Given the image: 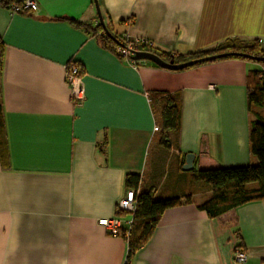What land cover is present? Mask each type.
I'll list each match as a JSON object with an SVG mask.
<instances>
[{"label": "crops", "instance_id": "0c3cea01", "mask_svg": "<svg viewBox=\"0 0 264 264\" xmlns=\"http://www.w3.org/2000/svg\"><path fill=\"white\" fill-rule=\"evenodd\" d=\"M36 1L38 11L24 14L0 4V264H125L127 240L97 221L118 216L127 226L116 209L128 174L157 199L192 200L164 212L129 264H237V248L247 255L242 264H264V201L210 218L198 208L210 185L192 172L257 164L246 76L264 65L231 58L184 70L133 66L69 21L95 27L98 6L112 34L174 55L232 39L264 47V0ZM69 61L81 69L82 104L65 81ZM153 91L181 97L179 139L173 144L167 132L169 148L154 130Z\"/></svg>", "mask_w": 264, "mask_h": 264}, {"label": "trees", "instance_id": "16d2710c", "mask_svg": "<svg viewBox=\"0 0 264 264\" xmlns=\"http://www.w3.org/2000/svg\"><path fill=\"white\" fill-rule=\"evenodd\" d=\"M13 0H2L4 5H8ZM70 23L77 27H85L93 32L98 42L104 47L117 54V49L121 46L127 47L133 44L132 40H127L120 34H112L113 40L105 33L102 25L98 23L95 27L89 23H83L69 19ZM109 27V26H107ZM108 30L111 32L112 27ZM139 51H151L158 54L166 61L174 58L175 62L197 59L213 54L237 52L244 53L253 57H264V47L258 39L252 41H241L232 39L217 45L216 47L185 55H174L172 53L160 52L152 46L132 45ZM142 49V50H141ZM241 59L255 64L264 65V61H258L247 57L231 55L222 59ZM195 64L197 66L207 62ZM4 45L0 40V76L3 69ZM192 67V66H190ZM187 67V68H190ZM183 68L180 70H184ZM246 96L248 110L250 115L249 142L251 153L257 158V164L242 167H219L202 169L192 172L198 180L204 181L210 185L211 196L198 208L205 211L210 218H216L222 214L234 210L239 206L251 202L264 201V71L261 69L250 70L246 76ZM149 101L157 119L162 134L161 141L167 148L171 146L170 142L177 144L181 129V97L179 94L170 95L160 91L149 93ZM5 128V118L3 107L0 103V130ZM167 132L171 133L172 139L168 140ZM250 183H258L257 186H249ZM140 184V176L128 174L126 176V188L137 189ZM137 210L129 230L128 237L123 234L122 237L127 240L128 254L125 264H129L132 257L150 240L155 228L158 226L164 212L170 208L191 203V197H171L166 199H157L153 196L151 190H142L137 197ZM240 246V245H239Z\"/></svg>", "mask_w": 264, "mask_h": 264}, {"label": "built area", "instance_id": "2783aa9c", "mask_svg": "<svg viewBox=\"0 0 264 264\" xmlns=\"http://www.w3.org/2000/svg\"><path fill=\"white\" fill-rule=\"evenodd\" d=\"M6 1V0H5ZM0 4L6 7L11 13L14 14H24L30 12H36L39 9L38 3L36 0H13L8 5H4L2 0ZM124 38L127 40H132L135 45H146L147 47L152 46L151 42L145 41L140 38L131 39L130 36L126 33ZM262 42V40H260ZM133 44H128L127 47H119L117 49V55L124 59L126 62L133 66H137L141 61L145 60H134L133 57L135 53L139 50L133 48ZM142 50V49H141ZM65 81L68 84L73 99L78 101L79 104H82L85 100V88L83 77L80 67L73 61H69L65 65ZM155 131H160L159 126H155ZM141 191V185L139 184L137 189L129 188L127 189L125 195L119 200L117 204V214L118 215H128L127 226L122 227L120 217L99 218L97 224L100 227H103L110 235L113 236H122L125 234L127 237L129 235V230L132 226L133 219L137 210V197ZM234 260L237 264L245 263L247 260V255L244 251L237 248L234 253Z\"/></svg>", "mask_w": 264, "mask_h": 264}, {"label": "water", "instance_id": "95a60500", "mask_svg": "<svg viewBox=\"0 0 264 264\" xmlns=\"http://www.w3.org/2000/svg\"><path fill=\"white\" fill-rule=\"evenodd\" d=\"M97 13L99 17V22L102 25L103 29L105 30V33L108 34L113 40H115L114 36L111 34V32L107 28L98 6H97ZM231 55H237V56L247 57V58H251L254 60H258V61H264V57H253V56H250L244 53H237V52L218 53V54H213V55L177 63L175 62L174 58H172L170 61H166L162 57H160L158 54L151 52V51H137L133 59L150 61L160 67L171 69V70H180L183 68L193 66L198 63H202V62H206L210 60H216V59L223 58L226 56H231ZM193 162H194V154H187L185 164L182 167L183 170L185 171L191 170L193 168Z\"/></svg>", "mask_w": 264, "mask_h": 264}, {"label": "rangeland", "instance_id": "374dc122", "mask_svg": "<svg viewBox=\"0 0 264 264\" xmlns=\"http://www.w3.org/2000/svg\"><path fill=\"white\" fill-rule=\"evenodd\" d=\"M120 34V33H119ZM156 140L157 141H160V136H158L157 138H156ZM156 146V144H154L153 145V147H155ZM152 147V148H153ZM160 167V166H159ZM168 171H169V164H167L166 162H164L163 164H162V166L159 168V172H161L163 175L162 176H164V175H167L168 174ZM258 185V183H250L249 184V186H251V187H253V186H257Z\"/></svg>", "mask_w": 264, "mask_h": 264}]
</instances>
